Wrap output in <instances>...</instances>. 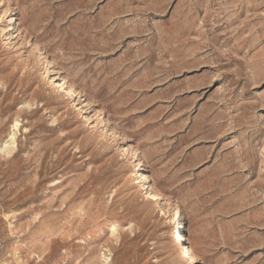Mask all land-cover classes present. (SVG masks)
<instances>
[{"label": "rangeland", "instance_id": "rangeland-1", "mask_svg": "<svg viewBox=\"0 0 264 264\" xmlns=\"http://www.w3.org/2000/svg\"><path fill=\"white\" fill-rule=\"evenodd\" d=\"M0 264H264V0H0Z\"/></svg>", "mask_w": 264, "mask_h": 264}, {"label": "bare ground", "instance_id": "bare-ground-1", "mask_svg": "<svg viewBox=\"0 0 264 264\" xmlns=\"http://www.w3.org/2000/svg\"><path fill=\"white\" fill-rule=\"evenodd\" d=\"M14 127L16 128L17 124L14 125ZM150 199L151 201L156 202L159 199V195L155 194L152 191V194L150 195ZM176 217H179L181 219V222H178V218ZM173 223L175 225V228L177 226L178 229L175 232H173V243L179 247V253H178L179 257L181 258V260H190L191 263H194L195 259L193 258L192 255V249L187 245L186 237L184 234L185 226L183 224L182 217L178 211H176V215L173 220ZM181 229H182V234L180 232ZM175 235L176 237H174Z\"/></svg>", "mask_w": 264, "mask_h": 264}]
</instances>
